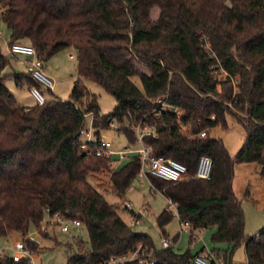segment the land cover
I'll use <instances>...</instances> for the list:
<instances>
[{
    "label": "trees",
    "instance_id": "1",
    "mask_svg": "<svg viewBox=\"0 0 264 264\" xmlns=\"http://www.w3.org/2000/svg\"><path fill=\"white\" fill-rule=\"evenodd\" d=\"M0 8L10 41L32 44L43 61L70 47L77 53L70 99L51 92L44 103L27 106L5 84L11 56L0 51V238L14 231L26 236L33 228L47 236L42 221L49 209L79 219L88 232V241L78 233L63 245L67 264H105L141 242L155 246L89 179L104 170L116 193L124 195L138 176L140 158L131 156L112 168L110 157L90 153L96 142L85 147L81 140L87 114L97 140L113 121L132 125L146 117L157 129V137L147 138L156 154L188 168L176 182L150 176L152 189L178 203L181 220L195 231L216 227L213 242L233 246L223 256L225 264H232L234 249L242 244L245 264H264V228L246 235L245 212L233 186L237 163H259L264 177V0H0ZM219 64L226 79L215 74ZM11 75L18 86H40L28 72ZM230 76L239 77L238 93ZM85 79L115 98L109 113L102 112ZM165 94L185 110L181 121L168 111L155 118L154 100ZM229 114L246 131L234 157L222 139L194 137L218 125L226 128ZM119 130L129 144L136 142L133 130ZM203 155L213 159L209 179L195 177ZM172 217L166 209L157 215L162 233ZM24 240L37 251L38 243ZM200 252L163 248L155 254L156 264H190ZM0 264L31 263L5 252Z\"/></svg>",
    "mask_w": 264,
    "mask_h": 264
},
{
    "label": "rangeland",
    "instance_id": "2",
    "mask_svg": "<svg viewBox=\"0 0 264 264\" xmlns=\"http://www.w3.org/2000/svg\"><path fill=\"white\" fill-rule=\"evenodd\" d=\"M156 11L157 9L153 12L154 18L158 13ZM0 30L3 32L5 39H7L9 37V30L1 21ZM71 55H73V58ZM44 64L45 73H50L51 77L55 80L53 91L47 90L44 86L41 87L45 97L49 98L54 93L65 101L69 100L76 76L77 53L75 48L70 47L58 52L52 58L44 61ZM7 69L8 67L4 73L7 72ZM141 69L145 70V67L142 66ZM135 82L141 86L139 78L136 77ZM5 84L8 88L11 87L13 91L17 92V99L22 104L27 105L35 102L27 85L18 87L16 86L15 79L9 76L6 78ZM85 84L98 96L102 112L109 113L116 104L115 98L92 79H85ZM91 122L92 116L89 114L86 116L85 129L90 128ZM227 123L226 128L222 125L211 128L207 136L222 139L230 154L234 157L243 146L246 131L237 117L232 114L227 116ZM127 126H130L127 121L122 123L116 122L114 127L101 131V138L110 141L112 148L116 151L125 149L129 145V140L125 132L119 129H124ZM92 138L93 140L97 139L94 132ZM81 140L85 143L89 142L87 131L82 133ZM133 146L137 148L136 144H133ZM112 160L114 161L113 168L119 169L129 161V158L120 160L116 154L112 157ZM259 170L260 165L257 162L237 163L235 166V188L245 212V233L248 236H254L264 228V177L260 175ZM89 179L106 195L109 202L118 206L121 216L134 231L147 233L152 237L154 245L158 250L163 249L162 240L164 237L173 240L176 236L178 239L174 242L173 248L180 253L188 250L192 253L202 250L216 251L220 253L223 259L225 252H231L233 249V246L226 242H213L212 236L216 231L215 226L196 231L192 239L191 231H187L183 227L175 214V209H173L172 219L164 227L166 234L162 233L157 225L156 217L168 206L169 201L163 193L153 191L149 180L150 177L143 179L137 177L124 195L116 193L109 180V174H104V170L98 174L90 175ZM125 200L132 204V210L136 212L135 216L131 211L124 208ZM136 217L140 219L139 223L132 225ZM47 228L49 231L47 236L39 234L38 229L35 230L33 228L30 231L31 234L41 241L37 251L33 252L34 264H67L68 253L63 245L66 242H72V236L78 233H81L84 240H89L85 227H72L69 233L63 232L59 225H49ZM22 239H27V235L22 236L20 232L14 231L9 236L0 238V249H6L8 254H13L12 247L17 241ZM246 261V249L245 245L242 244L234 249L232 264H245ZM190 264L195 263L192 261ZM220 264L225 263L222 261Z\"/></svg>",
    "mask_w": 264,
    "mask_h": 264
},
{
    "label": "built area",
    "instance_id": "3",
    "mask_svg": "<svg viewBox=\"0 0 264 264\" xmlns=\"http://www.w3.org/2000/svg\"><path fill=\"white\" fill-rule=\"evenodd\" d=\"M0 51L5 52L10 56H24L26 62V71L40 84V86H33L30 88V92L37 103L42 104L45 102L46 97L42 91L41 87H45L48 90L53 91L55 87V80L45 73L44 71V61L38 56L36 48L32 44L24 43L21 41L11 42L9 37L5 39L3 32L0 30ZM73 58V55H71ZM215 74L220 79H226L229 76L228 72L219 64L215 70ZM231 83L234 87L235 93L239 92V77L230 76ZM155 103V118H161L165 112H170L176 116V118L181 121L182 117L185 115V110L175 104H172L168 101V94L159 96L154 100ZM89 115V114H87ZM86 115V116H87ZM92 116V115H91ZM93 122V121H92ZM88 129H82V133L87 131L89 134V142H84L85 147L90 142H96L97 147L90 153H94L97 156H108L111 158V167L113 168L114 161L112 157L118 155L120 160L125 158H130L131 156H138L140 158V170L138 173V178H149L150 176H155L167 181H180L188 171L187 166L170 157L163 155H157L155 148L152 143L147 141L149 137H157V129L154 124H150L147 121L146 117L140 119L137 123H133L127 128H130L134 131L136 136V142L133 144L137 145V148L133 144L127 145L125 149L114 150L112 148V143L103 138L101 140H93L92 135L94 132L93 123ZM116 121L111 123V126L114 127ZM194 137L205 138L207 137V131H202L199 134L194 135ZM213 169V159L209 155H203L200 157L195 177L201 179H209L211 177ZM150 180V179H149ZM154 191V190H153ZM168 199V198H167ZM169 204L165 208L168 212L173 214V209H175V214L179 218L181 224L187 231H191L195 235V231L190 222H183L181 220L178 203L168 199ZM124 208L134 212L132 210V204L125 200ZM136 214V212H134ZM174 214V215H175ZM140 215V214H139ZM139 218H135L132 222V225H137L139 223ZM49 225H59L62 228V231L69 233L72 227H82V223L79 219L68 218L67 216L55 213L50 214L49 209L46 211V215L42 221V228L48 229ZM27 239L41 244V241L33 234L29 233ZM174 244L173 240L164 237L162 240L163 248H170ZM13 254L12 257L15 261L21 259H29L31 264H34L33 252L25 244V240H19L12 247ZM155 246H149L146 243L141 242L138 246L128 251L127 253L120 255H112L105 264H156L155 254L157 252ZM6 252V249H0V255H3ZM195 264H220L224 259H222L220 253L216 251H206L202 250L200 253L196 254L193 259ZM247 263V262H246Z\"/></svg>",
    "mask_w": 264,
    "mask_h": 264
},
{
    "label": "crops",
    "instance_id": "4",
    "mask_svg": "<svg viewBox=\"0 0 264 264\" xmlns=\"http://www.w3.org/2000/svg\"><path fill=\"white\" fill-rule=\"evenodd\" d=\"M44 67H45V64H44ZM13 72H19V73H26L27 72L26 71V62H25V57L24 56H11V63L8 66V69H7L6 74H9V77H13L11 75V73H13ZM48 75L51 76L50 73ZM23 85H27L29 87V85L27 84V82H25ZM16 86H18V85L16 84ZM20 87H23V86H20ZM9 89L14 93V95L17 98V94H16L17 92L13 91L11 87H9ZM29 89H30V87H29ZM30 94H31V92H30ZM31 96H32V94H31ZM34 101H35L34 103L27 104V106H33V105H35L37 102H36L35 99H34ZM233 186H234L235 193L238 196V194L236 192V188H235V180L233 182ZM238 198H239V196H238Z\"/></svg>",
    "mask_w": 264,
    "mask_h": 264
}]
</instances>
